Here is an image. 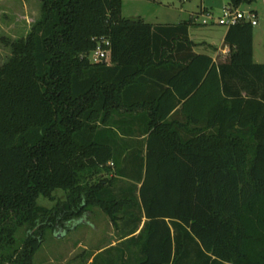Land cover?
I'll use <instances>...</instances> for the list:
<instances>
[{"label":"trees","instance_id":"16d2710c","mask_svg":"<svg viewBox=\"0 0 264 264\" xmlns=\"http://www.w3.org/2000/svg\"><path fill=\"white\" fill-rule=\"evenodd\" d=\"M193 23L41 0L0 66V264H33L45 228L95 205L130 226L135 264H264V63L250 22L227 27L215 59L193 50ZM101 37L109 57L92 63Z\"/></svg>","mask_w":264,"mask_h":264},{"label":"rangeland","instance_id":"374dc122","mask_svg":"<svg viewBox=\"0 0 264 264\" xmlns=\"http://www.w3.org/2000/svg\"><path fill=\"white\" fill-rule=\"evenodd\" d=\"M227 5V0H121V14L128 18L142 17L151 23H176L205 8L216 20ZM239 8L253 9L257 13L258 23L253 26V60L264 63V0L243 3ZM40 13L41 0H0V66L11 58L12 42L30 32ZM200 19L189 26V34L196 42L197 51L213 55L217 51L215 48L222 47L228 26L217 23L204 25ZM217 54L224 55L220 51ZM129 167L126 170L132 176L129 179L132 183L138 176L139 168L134 163ZM143 172L144 168L142 175ZM53 194L54 201L39 196L38 204L50 208L57 200L65 199V192L60 189ZM135 211L141 213L140 210ZM144 222L145 218L141 217L135 234ZM73 223L59 232L45 228L44 240L34 254L33 264H91L92 260H95L94 264H135L137 247L129 241L131 235L122 237L130 227L125 225L124 220L119 219L115 225L95 205L90 207L82 220Z\"/></svg>","mask_w":264,"mask_h":264},{"label":"built area","instance_id":"2783aa9c","mask_svg":"<svg viewBox=\"0 0 264 264\" xmlns=\"http://www.w3.org/2000/svg\"><path fill=\"white\" fill-rule=\"evenodd\" d=\"M194 21L201 17V24L208 25L211 23H217L222 25H233L238 21H248L252 26L256 25L257 13L255 10H243L240 8H230L226 6L222 12V15L215 20L211 12L205 8H200L198 12L192 13ZM110 42L107 38L101 37L97 39L95 48L88 54V58L92 63L105 62L109 57Z\"/></svg>","mask_w":264,"mask_h":264},{"label":"crops","instance_id":"0c3cea01","mask_svg":"<svg viewBox=\"0 0 264 264\" xmlns=\"http://www.w3.org/2000/svg\"><path fill=\"white\" fill-rule=\"evenodd\" d=\"M157 23H159V22H157ZM227 30V29H226ZM226 32V31H225ZM224 35H225V33H224ZM189 36H190V34H189ZM190 38H191V36H190ZM223 39H224V36H223ZM195 42V41H194ZM196 43V42H195ZM216 49H217V51H216ZM193 50L196 52V53H202V52H199V51H197L196 49H195V46H194V48H193ZM215 53L213 54V55H211L212 57H213V59H215V57L218 55L217 53H219V51L222 53V54H226L227 52H228V47L227 46H223V44H222V47L221 48H215ZM205 54H207V53H205ZM210 55V54H209Z\"/></svg>","mask_w":264,"mask_h":264}]
</instances>
